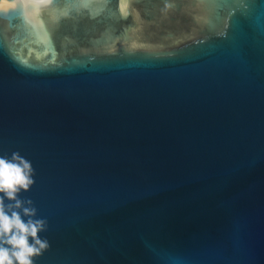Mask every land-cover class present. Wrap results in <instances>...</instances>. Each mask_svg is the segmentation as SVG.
<instances>
[{"label":"water","instance_id":"water-1","mask_svg":"<svg viewBox=\"0 0 264 264\" xmlns=\"http://www.w3.org/2000/svg\"><path fill=\"white\" fill-rule=\"evenodd\" d=\"M7 2L0 157L30 165L34 264H264V0Z\"/></svg>","mask_w":264,"mask_h":264},{"label":"clouds","instance_id":"clouds-1","mask_svg":"<svg viewBox=\"0 0 264 264\" xmlns=\"http://www.w3.org/2000/svg\"><path fill=\"white\" fill-rule=\"evenodd\" d=\"M14 7V3L0 0V8ZM118 7L126 16L127 0H118ZM168 7L165 4V8ZM31 184L27 161L16 154L11 159L0 157V264H34L33 257L47 247L46 242L37 237L41 222L22 219V214L30 217L32 212L22 206L18 194Z\"/></svg>","mask_w":264,"mask_h":264}]
</instances>
